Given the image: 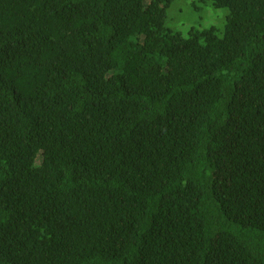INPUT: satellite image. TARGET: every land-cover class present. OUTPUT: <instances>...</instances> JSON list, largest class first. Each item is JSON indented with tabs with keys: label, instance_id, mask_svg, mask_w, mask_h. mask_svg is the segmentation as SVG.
<instances>
[{
	"label": "trees",
	"instance_id": "16d2710c",
	"mask_svg": "<svg viewBox=\"0 0 264 264\" xmlns=\"http://www.w3.org/2000/svg\"><path fill=\"white\" fill-rule=\"evenodd\" d=\"M176 1L0 0V264H264V0Z\"/></svg>",
	"mask_w": 264,
	"mask_h": 264
},
{
	"label": "rangeland",
	"instance_id": "374dc122",
	"mask_svg": "<svg viewBox=\"0 0 264 264\" xmlns=\"http://www.w3.org/2000/svg\"><path fill=\"white\" fill-rule=\"evenodd\" d=\"M227 15V9L214 8L210 0H177L166 11V27L180 32L215 28L221 37Z\"/></svg>",
	"mask_w": 264,
	"mask_h": 264
}]
</instances>
